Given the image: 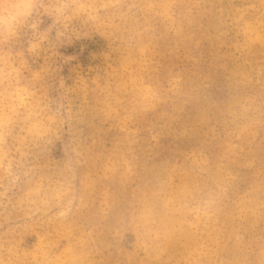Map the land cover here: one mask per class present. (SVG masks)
Here are the masks:
<instances>
[{
    "label": "rangeland",
    "instance_id": "374dc122",
    "mask_svg": "<svg viewBox=\"0 0 264 264\" xmlns=\"http://www.w3.org/2000/svg\"><path fill=\"white\" fill-rule=\"evenodd\" d=\"M9 2L0 264H264V0Z\"/></svg>",
    "mask_w": 264,
    "mask_h": 264
},
{
    "label": "clouds",
    "instance_id": "9594fccd",
    "mask_svg": "<svg viewBox=\"0 0 264 264\" xmlns=\"http://www.w3.org/2000/svg\"><path fill=\"white\" fill-rule=\"evenodd\" d=\"M76 4V0H66L64 3H60L59 0L56 4L51 5L61 14L70 13L73 10L74 5ZM15 5L11 4L9 0H0V10L5 12V23L3 32L0 33L3 37V41L6 42L10 37L14 36L16 33L17 26L23 21L16 16H7V13L10 9L14 8ZM29 7H34V5H29Z\"/></svg>",
    "mask_w": 264,
    "mask_h": 264
}]
</instances>
